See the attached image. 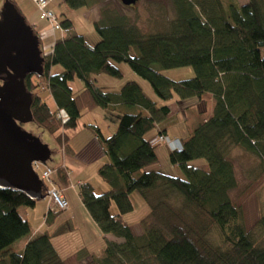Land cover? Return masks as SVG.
<instances>
[{
  "label": "trees",
  "instance_id": "obj_1",
  "mask_svg": "<svg viewBox=\"0 0 264 264\" xmlns=\"http://www.w3.org/2000/svg\"><path fill=\"white\" fill-rule=\"evenodd\" d=\"M169 1L175 18L168 28L150 34H144L124 12L102 6L100 19L93 21L101 38L94 46L72 30L70 18L59 19L69 34L49 53L43 51L40 39L44 73L25 80L28 91L34 92V124L54 134L58 144L70 139L64 131L74 130L86 110L101 108L118 115L116 131L107 138L99 127L89 126L108 158L97 174L109 191L97 195L87 182L79 186V194L106 246L101 254L81 250L78 260L84 264L87 260L91 264H264V214L258 222L257 231L263 233L258 242L254 232L246 230L243 213L232 200L239 182L231 157L240 148L261 159L264 169V0L240 5L232 0ZM66 2L75 9L89 7L86 0ZM132 48L137 49L135 56ZM125 62L149 84L155 99L137 81L127 82L115 93L101 90L92 81L93 75L104 73L121 79L116 64ZM54 65L63 67L60 74L51 72ZM189 67L194 71L189 80L176 82L163 73ZM75 80L85 83L83 90H75ZM41 82L46 98L36 92ZM175 99L190 104L196 100V107L189 104L169 118L170 102ZM206 101H211V107ZM192 108L197 116L190 128L192 119L186 111ZM177 114H184L187 136L167 134L181 123ZM161 136L181 141L182 149L170 151L168 145L154 142ZM161 145L184 178L147 169L157 163L155 149ZM196 159L205 160L207 167L189 166ZM44 190L46 194V186ZM133 192L143 197L154 220L141 236L124 220L135 208ZM36 203L26 193L0 189V264H65L48 232L29 240L24 249L14 247L31 235L30 223L18 210L34 208ZM56 211L46 215L48 225L65 210ZM233 221L237 225L227 234ZM71 228L57 232L68 233ZM215 229L226 247L210 241L208 235ZM111 235L122 243L108 240Z\"/></svg>",
  "mask_w": 264,
  "mask_h": 264
},
{
  "label": "rangeland",
  "instance_id": "obj_2",
  "mask_svg": "<svg viewBox=\"0 0 264 264\" xmlns=\"http://www.w3.org/2000/svg\"><path fill=\"white\" fill-rule=\"evenodd\" d=\"M20 4H22L25 7H28V9L33 13H38V15H35V18H37V23L33 24L36 26L35 28L38 29L40 25H47L49 26V29L53 33H61L62 36L69 34L67 31L63 30H57L53 27V24L50 21H45V19H42L40 14V8L34 0H17ZM67 0H56L54 3H52L49 8L56 14V17L58 19L65 20V19H72L73 25H74V32L78 35H83L88 44L90 46L96 45L100 41V37L96 32V29L93 25L94 20L100 19V8L102 6L107 7H113L114 9H117L119 11L124 12L126 15H128L133 22H135L141 31L145 34L150 33H156V31L163 30V28H168L171 19L175 18V13L172 11V2L169 0H140L137 5H133V7H129L128 9H125L122 4H120L119 0H86L88 2L89 7L85 9V7H80V9H75L68 5L66 2ZM236 5L244 4L247 2V0H232ZM91 4V5H90ZM5 5V0H0V9ZM89 12L88 14H85V12ZM92 21V22H91ZM40 24V25H39ZM39 35V38L41 39L40 32H37ZM43 40V51L45 53H49V46H47V41L45 37L42 38ZM137 53L136 48H132L131 55L135 56ZM117 68L120 69L123 77L121 79L113 78L108 74H101V75H93L92 81L95 82V84L103 91L108 92H118L120 91V88L124 86L127 82H133L137 81L141 84L142 89H144L147 96H149L152 99H155L153 90L150 89V86L148 83H146L143 79L139 78L133 70L130 68V66L125 63H117ZM63 70L62 66L54 65L51 68V72L54 74H60ZM166 77H170L171 79L175 80L176 82H179L180 80H189L190 78L194 77V71L191 67L189 68H179L176 70H168L163 72ZM43 86H45V83L41 82L40 87L36 91L37 93H42L44 97H47V94L45 93ZM72 86L75 87L77 90H83L85 87V83L81 82L79 80H75V82H72ZM74 88V89H75ZM34 94V92H33ZM211 98L208 96V99ZM205 102V100H204ZM204 102H201L203 104ZM49 104L50 101H48ZM173 102H170V107L172 109V113L170 114L169 118H172L177 112L180 111V109L187 108L188 104L184 106L175 105L173 106ZM206 104L208 107H211L212 103L211 101H206ZM51 106L54 108V104H51ZM55 109V108H54ZM99 111H102L101 108H99ZM99 111H97V116H95L97 119L99 117ZM185 111V110H184ZM82 120L83 122H91L94 117L93 111H84L82 112ZM110 114V113H109ZM184 115V114H183ZM182 114H177V118L180 117V124H178L176 127L181 130V133L185 136L188 135V128L186 126V120L184 119ZM117 116L115 115L112 117L111 115L108 116L106 120V124L102 123L101 125L104 126L103 131L105 134V137H109L113 135L116 131L117 127ZM186 116L190 117L189 119H192L189 121L188 126L192 128L196 124V116L195 110L192 108L191 111H186ZM200 116V115H198ZM56 119V118H55ZM183 119V120H182ZM57 120V119H56ZM24 129H26L31 134L33 133L34 136L38 137L42 143L46 144L52 153V157L58 156L59 154L65 153L66 147L63 146V144L66 143L64 141L63 144H58L56 141V138L54 134L49 133L48 131H45L38 126L34 124V122H31L29 124H24ZM107 128V129H106ZM190 130V129H189ZM191 131V130H190ZM156 131H153V134ZM61 133V132H60ZM152 134V133H151ZM149 133V136L151 135ZM71 146V144H70ZM155 153H157L158 161L156 164L151 165V167H148L147 169L149 171H160L164 174L170 175V176H179L181 178L185 177V173L182 172V170L170 163L169 155L170 152L167 149L166 146L161 145L155 149ZM64 157V155H63ZM231 157L235 162V170H236V177L238 186L237 189L232 192V200L234 203H236L237 206L240 207L242 213H243V223L245 225V228L248 232H254L253 237L256 241L260 242L263 233L260 231L258 232V226H259V220L260 217L264 214V169L261 165V159L258 157L250 154L249 152H245L240 148H236L232 151ZM189 166H196L204 169L207 167V162L205 160L196 159L189 163ZM94 167L90 168L88 171V175L93 176L92 179H98L99 177L95 174L96 172L93 169ZM45 168L40 167V169H37V174L40 178L42 173L44 172ZM56 173H59V169L56 170ZM86 174V175H87ZM61 175L64 176V173L62 172ZM55 177V175H54ZM63 183L66 181V178L63 177L62 179ZM95 182L98 180H94ZM99 181L102 185H106L103 180L100 177ZM93 182V181H92ZM44 187L48 186L46 183H43ZM80 186V185H79ZM78 186V188H79ZM99 186V185H98ZM97 187V193L101 191L100 187ZM107 186V185H106ZM105 187V186H104ZM108 187V186H107ZM55 189H58L63 195L64 200L67 201L68 207L64 212H61L58 214L56 218V224L57 225H63V227H60L59 229H65L68 230L69 227H72L71 231H68V233H60L58 232V236L55 237V243H57L64 256H66L65 264H84L81 263V261L78 260V254L76 253L80 248V245H86L90 244L94 245L93 247L90 246V248L93 249L94 252L100 253L101 248L105 246V242L101 238V230L98 229L95 222L91 219L90 215L86 214V210L81 206V202L79 199H77V193L80 192V188L77 189V191L70 192L69 194H64L63 191L59 188V186L55 185ZM109 189V187H108ZM79 190V191H78ZM46 197L51 201V205L49 207L53 208L54 203L50 199V195L46 191ZM132 202L134 205V210L131 212V214L125 215L124 220L129 224L131 229H133L136 236H141L143 233H145L146 229L148 227H151L153 225V218L150 217V208L144 201L143 197L140 196L138 192H133L131 194ZM39 201V206H37V210L35 213H33V216H29V220L32 223V227L35 229L37 225L40 223L42 218H44V215L41 216V212H45L44 209L46 207V204L48 201L46 200ZM33 208L29 207H20L18 212H20V215L27 219L26 212H32ZM49 209H46L48 214ZM25 210H28L25 212ZM51 210V209H50ZM57 212V211H56ZM112 213L118 214V209L115 207V205L112 206ZM46 215H45V221H46ZM148 216V217H147ZM73 222L70 221V223L66 224L64 221H67L69 218L72 219ZM148 218V219H147ZM147 219V220H145ZM47 223V222H46ZM71 223L74 224V226L71 225ZM237 225V221H233L231 225L226 230V233L228 234L231 227ZM157 228H160V226L157 224ZM75 227V228H73ZM45 231H51L50 226L46 225L45 229L41 232ZM32 232V228H31ZM64 236V237H62ZM209 239L212 243L215 245L226 247L224 242V237L221 235L220 230H213L209 235ZM123 241V240H122ZM122 241H119L122 243ZM22 242L18 241L15 243L16 250H19L22 248ZM101 254V253H100ZM86 262V261H84ZM86 264H91L90 260H87Z\"/></svg>",
  "mask_w": 264,
  "mask_h": 264
},
{
  "label": "water",
  "instance_id": "obj_3",
  "mask_svg": "<svg viewBox=\"0 0 264 264\" xmlns=\"http://www.w3.org/2000/svg\"><path fill=\"white\" fill-rule=\"evenodd\" d=\"M140 0H120L126 7ZM41 40L12 0L0 12V189H15L32 200H44V185L33 162L46 165L50 148L24 129L34 122L33 94L27 77L43 74Z\"/></svg>",
  "mask_w": 264,
  "mask_h": 264
},
{
  "label": "crops",
  "instance_id": "obj_4",
  "mask_svg": "<svg viewBox=\"0 0 264 264\" xmlns=\"http://www.w3.org/2000/svg\"><path fill=\"white\" fill-rule=\"evenodd\" d=\"M3 1V0H2ZM14 2V4H16L17 8L20 9L21 13L23 14V16L25 17V19H27L28 23L31 26H34L33 24L37 23V18H35V15H38V13H33L28 9V7L23 6L22 4L19 3V1L17 0H12ZM56 2V0H55ZM52 9V8H51ZM89 12H85V14H88ZM72 21V19H71ZM92 22V21H91ZM40 25V24H39ZM36 27V26H34ZM72 30L74 31V25H73V21H72ZM35 30L40 32L41 35V40L43 37L46 38L47 41V46H49V51H51L53 45L60 40V38H62V34L59 32H55L53 33V31L51 32V30L49 29V26H45V25H40V27H38V29L35 28ZM43 42V40H42ZM44 43V42H43ZM45 46V45H44ZM76 91H81V90H77ZM192 101V100H191ZM175 105H180V106H184L188 103V101H183V102H178L176 99L172 101ZM196 100H193L192 103L190 105H194L196 107ZM173 104V106H175ZM188 109V107L186 108ZM182 112L183 110L180 109ZM87 111V110H86ZM97 111H99V108L95 109L93 112L94 117L92 118L93 120L91 122H83V120L80 118V120L77 122L78 126L74 129V130H69V131H64L65 135H67L70 139L63 144L64 147H66L65 149V153H63L64 157L62 154H59L58 156L52 157V159L46 164V166L51 167V168H57L59 170H61V172L64 173L63 175H60V177H64L66 178V181L63 183V181L61 180V178L58 176V173L55 174V177L53 179L56 180L57 185L59 186V188L63 191V193L69 194L70 192L73 191H77L78 186L81 185L82 183H91L93 188H95V193L97 195L102 194L104 192L109 191L108 187L104 184L102 185L99 181V176H98V169L101 167L102 164L107 162V156L104 154V149H103V145L101 144L97 134L94 133L93 131V126H97L100 129L101 134L105 137V134H103L105 131L104 130V126H102V123L106 124V120L108 118V116H112L114 117L116 114L114 112H110V111H99V117L98 119L95 117L97 116ZM110 113V114H109ZM180 113V112H177ZM175 116V115H174ZM173 117V116H172ZM118 124V123H117ZM92 126V127H89ZM177 126V125H176ZM117 128V127H116ZM177 127L173 126L171 127V129L168 130V135L170 136H175V137H182V133H180L177 129ZM107 129V128H106ZM62 133V132H61ZM107 138V137H106ZM71 144V146H70ZM94 167V171L96 172L95 174L99 177L98 179H92L94 178L91 175H88V171L90 168ZM87 174V175H86ZM94 180H98V181H94ZM93 181V182H92ZM99 185V186H98ZM101 188V191H99L97 193V187ZM105 186V187H104ZM79 191V190H78ZM77 199L80 200L81 202V206L85 209L84 205L82 204V201L80 199V194L77 193ZM48 201V203L46 204V207L44 209L45 212H41V218L42 215H44V218H42V220L40 221V223L37 225V227L34 229L32 227V223L29 220V216H33L32 214L35 213V211L37 210V206H39V201H37L35 207L31 210L32 212H26L28 210H25L26 214H27V221L28 223H30V227L32 228V232L31 235L26 238L21 240L22 242V248L24 249L26 246V243L33 239L34 237H36L38 234H42L44 232H41L45 229L46 225H48L45 222V215L47 213L46 209H49L50 205H51V201L48 199V197H45V201ZM43 201V202H45ZM112 208V207H111ZM51 211L53 208H50ZM49 209V210H50ZM86 210V214L90 215ZM53 213H57L56 211L53 210ZM116 215V214H115ZM91 217V216H90ZM73 217L72 219H68L67 221H64V223L68 224L71 222L74 223ZM59 222H57L56 224L53 225H48L50 226V232L49 231H45L51 234L52 238H51V243H53L57 253L60 254L61 258H63L64 260L66 259V256H64V254L62 252H64L63 250H61L60 246L55 243V237L58 236V232L60 227H63V225H57ZM71 223L72 226H74V224ZM75 228V227H73ZM101 234V238L103 240L104 235L102 233ZM64 237V236H62ZM108 240H112L115 242L120 243L119 241H122L118 238L111 236H107ZM104 241V240H103ZM105 242V241H104ZM83 246V247H82ZM94 245L90 244H86V245H80V248L76 253H80L81 250H86L87 252H91V253H95V254H100L102 252V250L105 248V246L103 248H101V252L100 253H96L93 251L92 248Z\"/></svg>",
  "mask_w": 264,
  "mask_h": 264
},
{
  "label": "built area",
  "instance_id": "obj_5",
  "mask_svg": "<svg viewBox=\"0 0 264 264\" xmlns=\"http://www.w3.org/2000/svg\"><path fill=\"white\" fill-rule=\"evenodd\" d=\"M55 0H34L36 5L40 8L41 11V18L45 19V21H50L53 24V27L55 29L63 30L61 28L60 20L56 17V14L49 8V6L54 3ZM68 32V31H67ZM58 119H61V116H58ZM156 143H164L168 145L170 151H177L182 149V143L179 140L176 139H170L165 136H161L159 139L155 140ZM40 167L45 168L44 172L40 176V179L43 183H46L48 186H46L47 193L50 195V199L53 201L54 206L52 211L58 210H66L68 207L67 201L64 200L63 194L58 190L55 189L56 180L53 179L54 175L56 174L57 168H51L46 165H42L40 162H33V169L35 171L37 169H40ZM37 172V171H36Z\"/></svg>",
  "mask_w": 264,
  "mask_h": 264
},
{
  "label": "clouds",
  "instance_id": "obj_6",
  "mask_svg": "<svg viewBox=\"0 0 264 264\" xmlns=\"http://www.w3.org/2000/svg\"><path fill=\"white\" fill-rule=\"evenodd\" d=\"M44 166V165H43Z\"/></svg>",
  "mask_w": 264,
  "mask_h": 264
}]
</instances>
